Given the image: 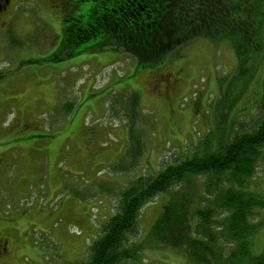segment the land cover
<instances>
[{
    "label": "rangeland",
    "instance_id": "374dc122",
    "mask_svg": "<svg viewBox=\"0 0 264 264\" xmlns=\"http://www.w3.org/2000/svg\"><path fill=\"white\" fill-rule=\"evenodd\" d=\"M17 10L0 33V235L8 239L0 264H83L134 179L190 156L209 132L219 137L235 120L251 119L264 90V63L240 79L230 43L206 38L173 52L161 71L141 68L148 53L140 47L128 53L86 42L75 48L81 54L68 56L58 36L59 8L27 0ZM133 90L140 94L143 149L126 173L114 168L128 142L124 118L112 116L111 106L113 95ZM65 102L75 104L66 118ZM203 185L204 178H186L141 211L139 259L131 264H218V250L209 259V244L196 240L189 249L177 242L175 221L185 223L186 213L179 232L187 237ZM251 186L264 197V160ZM257 215L264 221V210ZM170 236L171 244L160 241ZM256 237L253 251L260 254L264 225Z\"/></svg>",
    "mask_w": 264,
    "mask_h": 264
},
{
    "label": "trees",
    "instance_id": "16d2710c",
    "mask_svg": "<svg viewBox=\"0 0 264 264\" xmlns=\"http://www.w3.org/2000/svg\"><path fill=\"white\" fill-rule=\"evenodd\" d=\"M62 26L60 44L68 56L81 54L84 50L75 48L86 42L100 49L123 47L128 53L140 47L150 57L145 59L153 61L149 63L140 56L143 70L161 71L171 60L169 55L200 38L230 43L238 60L240 79L251 77V67L264 63V0H82ZM113 96L111 115L124 118L129 143L114 168L121 166L120 171L130 173L138 165L143 149L137 138L140 94L133 90L126 96ZM74 105L64 103V118ZM254 107L256 113L249 121L235 120L219 137L209 132L190 156L164 163L156 175L134 179L120 193L115 214L83 264H131L138 260L139 246L134 240L139 235L141 211L159 195L170 193L181 187L186 178L195 177L204 178L205 198L194 211L195 226L187 237L179 232L180 227H186V213L182 211V225L176 219L180 226L177 242L186 243L189 249L195 247L196 240L198 244H209L205 247L211 253L209 259L218 250V264H264V252H254V240L264 225L255 217L264 210V197L251 186L264 160V90ZM222 215L226 216L224 224L218 219ZM174 239L170 236L160 241L171 244Z\"/></svg>",
    "mask_w": 264,
    "mask_h": 264
},
{
    "label": "flooded vegetation",
    "instance_id": "af4514ba",
    "mask_svg": "<svg viewBox=\"0 0 264 264\" xmlns=\"http://www.w3.org/2000/svg\"><path fill=\"white\" fill-rule=\"evenodd\" d=\"M27 2V0H0V33L6 32L9 25L10 19H13L17 14V9L19 5ZM35 2L36 1H31ZM82 0H48L50 7H55L60 9L62 14V25L64 22L68 21L70 14L79 7ZM79 11V10H77ZM63 26L61 27V29ZM8 249V239L0 235V255L6 252Z\"/></svg>",
    "mask_w": 264,
    "mask_h": 264
}]
</instances>
